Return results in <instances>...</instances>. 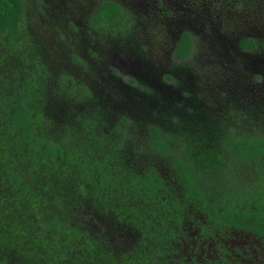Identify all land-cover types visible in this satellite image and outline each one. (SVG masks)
<instances>
[{"label": "trees", "instance_id": "16d2710c", "mask_svg": "<svg viewBox=\"0 0 264 264\" xmlns=\"http://www.w3.org/2000/svg\"><path fill=\"white\" fill-rule=\"evenodd\" d=\"M261 247L264 0H0V264Z\"/></svg>", "mask_w": 264, "mask_h": 264}, {"label": "rangeland", "instance_id": "374dc122", "mask_svg": "<svg viewBox=\"0 0 264 264\" xmlns=\"http://www.w3.org/2000/svg\"><path fill=\"white\" fill-rule=\"evenodd\" d=\"M124 60V59H123ZM113 63H117L122 65V69H124L126 72L134 71L131 66L128 65V63H124L119 57L113 56L112 57ZM132 65V64H131Z\"/></svg>", "mask_w": 264, "mask_h": 264}, {"label": "flooded vegetation", "instance_id": "af4514ba", "mask_svg": "<svg viewBox=\"0 0 264 264\" xmlns=\"http://www.w3.org/2000/svg\"><path fill=\"white\" fill-rule=\"evenodd\" d=\"M257 250H254V252H256ZM260 256H264V247H261V254H259Z\"/></svg>", "mask_w": 264, "mask_h": 264}]
</instances>
